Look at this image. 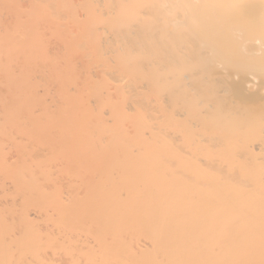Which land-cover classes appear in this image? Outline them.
Returning <instances> with one entry per match:
<instances>
[{"label": "bare ground", "instance_id": "1", "mask_svg": "<svg viewBox=\"0 0 264 264\" xmlns=\"http://www.w3.org/2000/svg\"><path fill=\"white\" fill-rule=\"evenodd\" d=\"M232 71L264 80V0H0V264H264Z\"/></svg>", "mask_w": 264, "mask_h": 264}, {"label": "rangeland", "instance_id": "2", "mask_svg": "<svg viewBox=\"0 0 264 264\" xmlns=\"http://www.w3.org/2000/svg\"><path fill=\"white\" fill-rule=\"evenodd\" d=\"M231 73H233V71H232ZM241 74H242V75H241ZM241 74H239V75H234V73H233V77H231V78H233V79H232V82H231V78H230V81H229V82H231V83H230V86L232 87V86H233L232 83H233V84H234V88L236 87L235 89L239 88L240 90H243V91H244L242 94H244L245 92L248 93V90H249V89L246 91V88H250V90H249L250 93H248L247 96L244 95L245 97L243 96L244 99L246 98L245 100H249L248 98H250V96L248 97V95H251V97H253L252 99L250 98V100H249V101H251V102L254 101V100H253L254 98L258 99V96H257V95H260V97H263V92H262V90H263L264 85H262V82H263L264 80H259L260 78L263 79V77H259L257 81L255 80L257 83H256L255 81H254V84L252 83V84H253L252 89L255 88L254 90H252L251 87L248 86L249 84H247V82H250V80H251V78H250L249 80L247 79V78H249L250 76L248 75V76H249V77H248V76H245L246 74H245V75H243V73H241ZM231 76H232V75H231ZM236 76H237L238 78H237ZM235 77H236V78H235ZM234 80H236V82H235ZM238 80H240V82H239ZM246 80H248V81H246ZM245 81H246V82H245ZM258 82H259V83H258ZM238 83H239V85H238ZM240 83H242V84H240ZM244 83H245L246 85H244ZM250 83H251V82H250ZM256 84H257V85H256ZM263 84H264V83H263ZM242 85H243V86H242ZM255 85H256V87H255ZM259 85L261 86V88H260ZM244 86H246V87H244ZM247 86H248V87H247ZM253 87H254V88H253ZM243 88H244V89H243ZM232 89H233V88H232ZM232 89H231V92L229 93V95L235 97L236 94H237L236 97H238V94H239V93H238L237 91H239V90H234V89H233V90L235 91V92H234ZM257 89H259V90H258L259 93H258ZM232 91H233L234 93H233ZM253 91H255L254 93H256V91H257V95H256V94L254 95V94L252 93ZM239 92H240V94H241V91H239ZM246 93H245V94H246ZM234 94H235V96H234ZM240 94H239V95H240ZM261 94H262V95H261ZM241 97H242V96H239L240 99H243V98H241ZM260 97H259V99H260ZM245 100H244V101H245Z\"/></svg>", "mask_w": 264, "mask_h": 264}]
</instances>
